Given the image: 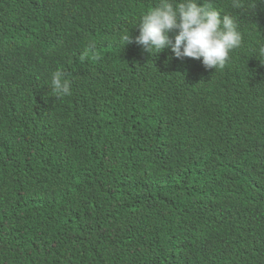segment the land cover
<instances>
[{
	"label": "trees",
	"instance_id": "obj_1",
	"mask_svg": "<svg viewBox=\"0 0 264 264\" xmlns=\"http://www.w3.org/2000/svg\"><path fill=\"white\" fill-rule=\"evenodd\" d=\"M262 52L264 0H0V264H264Z\"/></svg>",
	"mask_w": 264,
	"mask_h": 264
},
{
	"label": "clouds",
	"instance_id": "obj_2",
	"mask_svg": "<svg viewBox=\"0 0 264 264\" xmlns=\"http://www.w3.org/2000/svg\"><path fill=\"white\" fill-rule=\"evenodd\" d=\"M190 3L192 4V2H190ZM152 8H151V6L146 4L137 14L131 13L130 15H131V18L133 19L132 25H135L139 28H147L153 23L165 21V20H159L158 18H156L152 13H154V14H157V13L154 12L152 10ZM249 10H251V7L249 5H246L243 8L242 12H247ZM142 11H146V12L144 14H142V16L140 17V20L138 21V24L136 25L137 20L139 18V14ZM161 11H163L162 8L160 9L159 12H161ZM214 13L212 16H206V18L209 17L215 23H217L216 17L218 19L224 21L223 17L228 16L227 13H222L221 11H219L216 8H214ZM171 17H170L171 19L168 18L170 20L164 25L165 27H170V28L173 26L183 27V28H185V30H188V31L190 30V31L199 32L198 30L201 28L200 26L202 25V22H203L202 16H200L199 14H194L189 10V5L186 3V1L184 3L180 2L178 5H176L174 12H173V15ZM216 25H217V28L214 31L209 32L210 33L209 35L205 34L203 38H196V37L194 39L182 38V37L172 38L170 48L167 51L168 54L165 56H172L175 58V57L185 53L188 50H190V52L194 51V50L195 51L199 50V48L201 46H198V43L210 42V41L214 40L212 43H210L211 47H213L214 49L220 50L224 55L229 57L231 46H232V52H233V51L237 50L241 44L240 45L235 44L230 37V38H226V39H224V40H222V41H220L214 45V43H216L218 37L231 33L230 29L228 27L224 31H221L223 26H220L218 24H216ZM235 29L236 28H234L232 31H234ZM138 36H139V33H138L137 28H136L134 36L127 37L126 44L125 43L121 44L119 42L121 45V49L123 50L124 53H126V54H133L134 53L133 49L130 45L137 48L136 39ZM178 39L181 40L183 43H179L175 46H172L176 42V40H178ZM207 47H209V46H207ZM246 49H248V47L247 48L245 47L241 52L245 51ZM238 54L234 57V61L238 58ZM260 55H261V59H264V52L260 53ZM251 60L257 61V58L255 57L254 54L251 55ZM182 67H184V65H182L180 67V69ZM262 68H264V66H262ZM180 69H179V71H180ZM179 148H184V150L187 153H189L191 155H195V158L197 155L204 154V152L202 150L205 149V147L203 149H201L200 143L195 136H185L183 139V142L179 146Z\"/></svg>",
	"mask_w": 264,
	"mask_h": 264
}]
</instances>
